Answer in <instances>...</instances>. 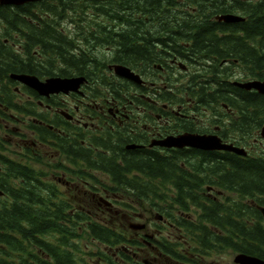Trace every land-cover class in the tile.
Segmentation results:
<instances>
[{
	"label": "trees",
	"instance_id": "1",
	"mask_svg": "<svg viewBox=\"0 0 264 264\" xmlns=\"http://www.w3.org/2000/svg\"><path fill=\"white\" fill-rule=\"evenodd\" d=\"M69 3V17L75 27L71 28V52H63L64 55L61 48L52 47L56 45L53 38H62L59 31L39 32L24 18L21 25L23 33L20 35L23 53L19 58L14 47L5 43L3 38L15 25H19L20 18L0 8V24L4 25L0 29V83L8 77V72H24L38 77L94 74L95 67L96 73L103 72L106 56L137 72L152 70L160 61L158 50H155L158 45L164 49L176 46V50L194 54L181 57L192 63L190 82H195V86L191 89L199 87L207 90L212 85L210 89L218 92L223 87L222 82H226L221 77H228L235 67L244 73L245 79H264V0H70ZM31 5L19 6L14 12L23 17H33L34 7ZM227 13L240 14L243 20L225 23L214 19ZM40 25L45 23L40 22ZM95 36L101 37L99 42L92 41ZM178 36L187 41L188 46L179 43ZM207 36L211 37L213 47L202 42V37ZM189 37L196 38L190 41ZM37 39L47 42L46 52H57L60 58L37 56L33 50L42 43ZM93 45L101 47L102 56L91 52ZM59 46L64 44L61 42ZM107 48H111L113 54L109 55ZM224 61L228 62L220 65ZM44 67L47 69H40ZM228 87L236 102L226 98L225 94L220 98L229 101L236 109L237 122L244 116L246 136L251 139L253 133L264 126V94L242 90L231 83ZM25 91L33 93L28 88ZM4 95L6 104L11 108L26 115L32 114L33 108L29 105L23 108L16 106L12 93ZM192 95L197 99L206 98L200 92ZM32 129L39 131L43 143L62 149L70 162L77 163L78 167L79 163L84 165L87 182L81 193L75 189L71 191V197H58V193L62 192L54 184L44 181L45 171L34 166V159L37 161L39 158L30 156L33 153L31 143L28 144L30 148L27 145L19 151V156H22L19 160L11 158L0 142V264H143L142 261H134L128 252L129 246H141L142 243L120 226V221L114 219L113 210L106 209L112 217L103 220L91 214L95 204L91 194L98 191L92 170L103 169L109 173L115 185H103L104 189L124 191L137 199V208H142L145 205L143 199L155 189L151 182H143V176L150 180L163 177L160 162L151 157L105 151L108 148L105 140L101 144H88V148L80 143L70 144L63 139L62 133L54 136L51 130H38L30 120L27 131ZM48 139L51 141L48 142ZM91 146H97L99 150L90 149ZM67 147L71 148V152L66 150ZM4 155H7L5 159ZM198 157L199 163H205L198 169L197 178L200 181L213 174L224 179L231 192L246 199V202L240 199L231 201L226 238L223 235L215 240L209 237L210 241L264 259V152L230 157L229 162L223 160L227 168L215 167L213 171L207 154H198ZM165 161L168 173L177 170L174 167L176 160ZM137 171L143 176L136 175ZM168 177L175 178L174 175ZM82 191L83 196L86 193L85 199L81 196ZM174 203L183 208L188 205L182 201ZM115 204L113 208H117L121 217L137 213L133 211L136 208L133 202ZM197 204L205 209L197 214L199 221L196 225L192 224L193 227L203 220H224V215L219 214V207L216 210L218 214H212V217V208L208 212L207 203L200 201ZM80 223L85 227L81 225L80 228ZM83 236L110 246L117 251V258L107 250L86 251L81 246ZM197 238L199 243L209 242L206 230L198 233Z\"/></svg>",
	"mask_w": 264,
	"mask_h": 264
},
{
	"label": "flooded vegetation",
	"instance_id": "2",
	"mask_svg": "<svg viewBox=\"0 0 264 264\" xmlns=\"http://www.w3.org/2000/svg\"><path fill=\"white\" fill-rule=\"evenodd\" d=\"M69 2L70 0L34 1L31 3V7H34L32 9L33 17H23L14 12L15 8L22 5L5 6L0 4V8L9 10L20 18L19 25H15L14 29H11L4 36V42L11 44L15 52L19 54V58L22 57L23 39L20 35L21 32L23 33L21 25L25 18L39 32L59 31L62 38H53L56 45L52 47L61 48L62 55H64L63 52L70 54V41L73 37L71 28L75 27V24L69 17V9L71 8ZM149 19L151 18L149 17ZM40 22L45 23V25L41 26ZM3 27L4 25L0 24V29ZM195 38L193 37V39ZM100 39V36H95L92 41L99 42ZM193 39L189 37L190 41ZM210 39L211 37L207 36L206 38L202 37L201 40L204 45L213 47ZM37 41L42 42L33 50L37 56L60 58L61 55L57 52H46L45 44L47 42L45 43L41 39H37ZM178 41L188 46V42L183 41L181 36H178ZM61 42L64 44L63 47L59 46ZM108 48L106 52L109 55L113 54L112 49ZM176 48L175 46L164 49L160 45L155 46V50H158L157 55L160 57V61L155 63L157 67L153 66L152 70L148 69L147 71H135L140 75L142 83L117 78L113 73V65L120 63L111 61L109 59L111 56H106V68L103 72L99 71L95 74L97 68L95 67L94 74L86 72L87 75H71L84 76L85 80L76 90H70L67 93H53L44 96L33 90V93L29 94L25 91L28 87L12 80L8 72V78L0 83V121L12 119L17 122L15 115H19L30 119L34 128H38V130H51L54 136L62 133L63 139H67L70 144L80 143L88 148V144L94 142L101 144L105 140L108 146L105 151L112 152L114 150L117 155L144 156L158 160L163 166L161 170L163 177L150 180L144 177L142 173L136 172L139 177L143 176L144 183L151 182L154 184L155 189L143 199L146 206L142 214L135 213L132 216L140 218V215H143V218L147 220L141 229L142 232L135 231L134 233L142 245L129 246L133 260L142 261L143 264H229V261L224 260L223 252L232 251L235 256L243 252L240 249L234 250L231 246L210 241L209 237L215 240L223 235L226 238L229 233L228 220L231 201L238 200L240 197L231 192L224 179L214 177L213 174L203 181L197 178L199 167L205 164L204 162L199 163L198 154H207L208 164L212 171L215 167L227 168L223 160L229 162L230 157L245 156L227 149H201L189 144L166 145L164 141L168 137L176 138L181 135H212L219 139V144L242 148L246 150L248 155H252L258 154L251 152L263 146L264 138L261 137L259 128L253 133L252 138L248 139L244 116L240 117L239 122H237L236 109L231 106L229 101L220 98L222 94H225L226 98L235 103L236 97L232 95L231 89L228 87L229 83L232 84L233 81L244 82L248 79L238 76L235 72L239 71L235 67L228 77H221V80L226 82H222L223 87L218 92H213L210 89L212 85L207 90L199 87L191 89L195 86V82H190L192 63L189 60L181 59V57L183 55L194 56V54L176 50ZM91 52L97 56L103 54L99 45H93ZM149 54L151 53L149 52ZM227 62H221L220 65ZM234 62L236 61L234 60ZM40 69L45 70L47 67ZM98 79L104 81V89L97 87L94 83ZM11 84L14 86L12 87ZM232 86L239 88L233 84ZM198 92L202 96L206 95V98L197 99L192 95V93ZM5 93H12L15 103L16 98L18 100L25 98L26 100L24 99L22 103H19L24 104V107L29 105L33 108L32 114L26 115L11 108L5 102ZM16 106H18L17 103ZM3 116H6V119ZM12 130L14 133L13 137L9 139L10 141L18 138L16 133L23 136V133L18 129L10 128V132ZM28 132L33 138L32 141L20 137L21 139L14 143L21 146L19 151L31 143L34 149V157L38 158L41 151L46 156L47 151L59 160L57 163V161L54 162L47 158L53 169L47 171L46 174L44 173L46 176H43V180L54 184L60 192L65 189V194L58 193V197L64 198L65 195L71 197L73 195L71 191H75V189L81 193L84 183L87 182L86 167L81 163L78 167L77 163L70 162L62 149L59 150L55 146L43 143L39 131L32 129ZM3 140L6 139L3 138ZM47 141L51 140L48 139ZM89 148L99 150L97 146ZM66 150L71 152L70 147H67ZM5 158L6 155H4ZM165 159L176 160L174 167L177 170L171 174L168 173V165ZM119 160L122 161L121 156H119ZM92 171L99 182V184L96 183L98 191L91 194V199L95 202L93 209L99 212L98 215H95L91 211L96 219L103 220L112 217V214L118 215V211L112 209L113 206H116L114 205L116 202L137 200L126 195L124 191L110 192L104 189L103 185H115L110 174L103 169ZM58 172H61L60 175ZM170 175H174L175 178L168 177ZM100 195L105 196L106 199L101 198ZM81 196L84 199L87 197L86 193L83 196V191ZM181 201L187 202L188 205L183 208L174 203ZM200 201L208 204V212L212 208L210 211L212 217V214H218L216 210L219 207L221 210L219 214L224 215V220L222 222L220 220L214 221V219L211 222L203 220L201 224L193 227L192 224L196 225L199 221L197 214L205 209V207L198 206L197 203ZM240 201L246 202L245 197H242ZM101 204H105L104 207ZM106 209L113 210L111 216L106 213ZM82 223H80V228L81 225L85 227ZM204 230H206V236L209 239L206 244L199 243L197 238L198 233H203ZM139 233L141 234L139 235ZM234 257L233 263L236 264Z\"/></svg>",
	"mask_w": 264,
	"mask_h": 264
},
{
	"label": "water",
	"instance_id": "3",
	"mask_svg": "<svg viewBox=\"0 0 264 264\" xmlns=\"http://www.w3.org/2000/svg\"><path fill=\"white\" fill-rule=\"evenodd\" d=\"M35 0H0L1 4H22ZM217 20L224 21L226 23L236 22L243 20V17L237 14L227 13L217 17ZM114 73L125 79L132 80L137 83H141L140 76L135 74L129 67L116 64L113 66ZM11 78L20 81L27 85L31 89L37 91L40 95L47 96L52 93L64 92L67 93L70 90H76L80 83L83 82V77H58L51 76L45 80H40L34 75L24 73H12ZM235 85L250 90L254 89L260 94H264V79H254L246 82H234ZM261 135L264 137V126L261 129ZM186 136V137H185ZM185 139V140H184ZM175 142V143H174ZM166 145H183L189 144L201 149H227L237 152L239 155H246V152L242 148H235L229 145L219 144V139L212 135H181L173 138L168 137L164 141ZM142 226V225H141ZM140 226V227H141ZM234 262L237 264H264V260L250 255L238 254L234 257Z\"/></svg>",
	"mask_w": 264,
	"mask_h": 264
},
{
	"label": "rangeland",
	"instance_id": "4",
	"mask_svg": "<svg viewBox=\"0 0 264 264\" xmlns=\"http://www.w3.org/2000/svg\"><path fill=\"white\" fill-rule=\"evenodd\" d=\"M100 50H101V47H100ZM95 73H96V71H95ZM235 73L238 76H241V77L244 76L243 72H240V73L239 72H235ZM7 78L8 77H4L2 80H6ZM237 79H239V78H237ZM94 83L97 85V87H101V88L104 87L103 86L104 81H102L100 79L95 80ZM11 86L13 87L14 84H11ZM12 97L14 98L13 94H12ZM24 99L25 98H23L21 100H18L16 98V103H17L18 107L20 105H23V104H20V103H22V101ZM3 117H4V119H6L5 116H3ZM18 117H19V119H18ZM15 118L18 120L17 122H14L12 119H6L5 121H2V120L0 121V142L2 143V147L5 149L6 153H8L12 158L21 160L22 156H19V150L21 149V146L19 144L18 145L14 144L15 141L21 139L20 137L26 138L27 141H32L33 138L31 137L30 133L27 131V127H26L28 122L30 121V119H27L26 117H21L19 115H15ZM5 127H7V128H5ZM10 128H12V129L15 128V130L18 129L20 132L23 133V136H20V134L16 133L18 138L10 141L9 139L11 137H13V133H14L13 130H12V132H10ZM3 138L6 139V140L2 141L1 139H3ZM27 148H30V145H28ZM30 149L32 150V152H34L33 148H30ZM255 152H257L258 154L263 153L264 152V144H263V146L261 148L258 147L256 151L253 150L251 153H255ZM40 155H41V157H38L39 159L37 161L34 159V166H37L40 170H44L45 174L47 173V171H50V170L53 169L52 166H51V162L48 159H50L51 161H54V162L57 161V163H59V160H57L55 155L51 156V152H47L46 151V156H45L43 154V152L41 151ZM30 156L34 157V154L32 153ZM61 169H62V167H61ZM60 173L61 172H58V175H60ZM98 184H99V182H98ZM64 192H65V189L63 190L62 194ZM100 196H102L101 198L106 199L105 196H103V195H100ZM235 197H237V196H235ZM97 199L101 201V199L99 197H97ZM239 199H241V198H239ZM86 201L88 203V200H86ZM131 202L134 203V208H135L136 207L135 203H137V200H133ZM101 205H102V207H104L105 204H101ZM114 205H116V204H114ZM145 206L146 205H143L142 208H140V206L138 208L136 207L135 210H133V211L137 212L138 214H141L142 211H143V208ZM112 209L114 210V209H117V208H112ZM94 211L98 212V210L93 209L92 210L93 214H95V215L99 214V212L95 213ZM123 213L126 214L125 211ZM132 216H133V214L131 216L130 215H124L121 218H119V216L116 215L114 217V219L115 220H119L120 221V226H123L124 228H126L133 235L136 230L142 232L141 229H140L141 228L140 226L142 224L145 225L147 220L143 218V215H140V218H138V217L135 218V217H132ZM134 225H138V226H134ZM129 228H133L134 231L129 229ZM140 234L141 233H139V235ZM81 246L82 247L84 246L86 251H88V250L89 251H97L98 249H102V250H107L108 251L107 247L103 248V245L101 243H99V242H97V241H95V240H93L91 238H86L85 236H83V238H82ZM108 248H111V247H108ZM116 253H117V251H115V254ZM223 254H224L223 258H224L225 261H229V264H234L233 263V257L235 256L234 252H232V251L229 252L228 250H226L225 252H223ZM141 255H143V254L141 253Z\"/></svg>",
	"mask_w": 264,
	"mask_h": 264
},
{
	"label": "bare ground",
	"instance_id": "5",
	"mask_svg": "<svg viewBox=\"0 0 264 264\" xmlns=\"http://www.w3.org/2000/svg\"><path fill=\"white\" fill-rule=\"evenodd\" d=\"M37 64V63H36ZM39 67V66H38ZM36 69V68H35ZM20 70V69H19ZM91 71V70H90ZM28 72V71H27ZM47 78V77H46ZM109 169V168H108ZM110 170V169H109ZM146 177V176H145Z\"/></svg>",
	"mask_w": 264,
	"mask_h": 264
}]
</instances>
